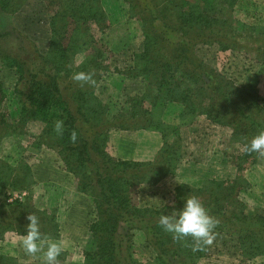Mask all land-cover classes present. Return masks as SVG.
<instances>
[{
    "label": "trees",
    "instance_id": "16d2710c",
    "mask_svg": "<svg viewBox=\"0 0 264 264\" xmlns=\"http://www.w3.org/2000/svg\"><path fill=\"white\" fill-rule=\"evenodd\" d=\"M100 1L43 0L53 8L45 53L10 56L0 52L5 64L15 69L18 82L13 117L18 119L0 121V139L24 133L26 122L43 123L34 146L53 150L61 168L75 179L71 206L86 202L81 220L77 216L73 227L69 221L75 216L70 218L67 211L66 222L61 224L54 210L47 213L28 207L29 195L22 203L14 199L7 206L1 204L0 237L6 231L21 237L27 215L35 214L42 240L58 241L61 231L77 228L72 237L73 242H81L75 255L79 263L199 264L206 255V245L197 247L190 237L174 239L158 225L161 214L171 215L173 209L182 208L186 196H196L219 221L214 230L237 242L239 264H264V215L242 213L238 197L248 185L244 171L264 156L245 151L252 138L264 131V98L255 78L236 82L194 53L197 44H215L219 51L243 53L250 64L264 68V25L234 16L237 0H124L128 15L140 24L142 37L128 74L142 77L144 87L143 93L131 95L128 106L109 118L105 103L96 94L107 57L97 46L93 47L95 53L89 51L92 42L99 45L93 27L101 34L109 26ZM24 2L0 0V8L14 12ZM5 35L0 29V39ZM79 53L84 56L76 64L74 57ZM81 71L91 73L93 83L72 79ZM170 104L178 109L171 111ZM200 118L221 129L211 150L222 148L223 162L236 169L234 177L203 179L200 185L179 182L159 206H137L133 201L137 185L156 184L174 174L188 151L182 129L193 132ZM57 120L64 123L61 135L54 131ZM111 129L155 131L162 144L147 161L115 157L106 148ZM73 132L75 142L71 140ZM13 169L0 159V187L27 189L31 174L24 173L26 165L22 164V173ZM132 228L144 232L145 244L152 252L146 261L134 257ZM0 264L18 262L0 253Z\"/></svg>",
    "mask_w": 264,
    "mask_h": 264
},
{
    "label": "rangeland",
    "instance_id": "374dc122",
    "mask_svg": "<svg viewBox=\"0 0 264 264\" xmlns=\"http://www.w3.org/2000/svg\"><path fill=\"white\" fill-rule=\"evenodd\" d=\"M100 3L107 15L109 26L101 34L93 27V33L99 41V45L92 42L89 51L95 53L93 47L97 46L104 51L107 57L102 70H100L96 94L105 103L107 115L111 118L128 106L129 102L127 101L131 95L143 93V78L128 74L133 65L132 54L141 48L142 37L140 24L128 15V5L124 0H101ZM18 7L14 12H4L0 8V29L7 34L0 39V41L2 40L0 52L10 54V56H21L25 52H28L29 55L45 53L50 36L49 20L53 8L47 7L43 0H25ZM233 10L234 16L243 22L264 25V0H237ZM194 53L203 63L216 66L218 71L236 82L255 78L256 88L264 98V68L255 62L250 64L249 57L247 58L243 53L219 51L215 44H197ZM83 54H77L74 57V63L78 64L84 56ZM17 86L15 69L7 66L0 55L1 122L4 119L12 123L18 119V116L13 118L16 111L14 91ZM20 86L22 88V85ZM144 107H147V103L144 104ZM169 109L176 111L178 106L170 104ZM2 127L3 124L0 123V128ZM42 127L43 123L30 121L25 123L24 133L19 134V132L14 133L13 136L1 137L0 159L20 173H22V164L26 165L27 169L24 173L28 176L29 172L31 176L27 179L29 186L27 189H16L10 185L4 188L0 187V205L7 206L14 199H19L18 203H22V199L24 201V197L29 195L31 197L26 199L28 207L41 208L40 210H46L47 213L54 210L56 220L62 224L66 222L65 211L69 212L70 218L77 215L75 212L71 215L70 209H68L74 199L72 195L75 192L73 188L75 179L61 168L62 164L58 162L57 154L53 150L44 146L40 148L34 146L33 143ZM193 127H195L192 128L193 132L188 128L182 129V139L184 138L185 144L188 146L187 156L180 161L183 164L179 163L172 176H168L156 184L137 185L133 199L137 206H159L161 202L171 196V190L179 182L200 185L203 179H221L219 177L226 174L232 176L231 178L234 177L236 169L232 164L223 162L222 148L215 146L214 151L211 150L221 129L217 126L211 127L202 118ZM196 136L198 139L195 138ZM160 144H162L160 134L155 131L111 129L106 148L108 153L115 157L147 161L152 159L161 146ZM263 157L257 164L244 171L248 185L238 194L241 211L249 216L264 215ZM184 164L185 166H183ZM6 193L7 196H5ZM85 204L84 201L76 205L77 212L80 211L78 214L80 220ZM56 208L58 209L56 210ZM19 211H22V204H20ZM214 232L215 239L211 245H206V255L199 259V264H239L240 255L235 239L225 233L215 230ZM72 233L61 231L59 234V241L62 242L63 248L61 256L57 259V264L82 263H79L75 256L77 251H80L78 245L81 242L75 241L76 246L73 247V243L66 238L69 236L68 234L72 236ZM130 233L134 245V257L146 261L152 252L145 244L144 232L141 229L132 228ZM20 240V236H15L9 231L4 232L0 237V253L17 258L18 264H44L43 252L35 255L27 254L20 246ZM42 241L46 247L48 240Z\"/></svg>",
    "mask_w": 264,
    "mask_h": 264
},
{
    "label": "clouds",
    "instance_id": "9594fccd",
    "mask_svg": "<svg viewBox=\"0 0 264 264\" xmlns=\"http://www.w3.org/2000/svg\"><path fill=\"white\" fill-rule=\"evenodd\" d=\"M72 79L77 82L93 83L92 74L82 71L74 73ZM63 130V121L57 120L54 124V131L61 135ZM71 140L75 142V132L72 133ZM245 151H255L264 155V131L252 138L250 144L245 146ZM26 219L28 223L25 226L24 234H21L20 246L29 255L43 252L44 264H57V259L63 248L62 242L50 239L45 247V243L41 239L38 217L35 214H28ZM218 223L219 221L209 214L196 196H186L182 208L173 209L171 215L161 214L158 220V225L165 232L172 234L174 239L190 237L197 247L213 243L215 239L214 229Z\"/></svg>",
    "mask_w": 264,
    "mask_h": 264
},
{
    "label": "crops",
    "instance_id": "0c3cea01",
    "mask_svg": "<svg viewBox=\"0 0 264 264\" xmlns=\"http://www.w3.org/2000/svg\"><path fill=\"white\" fill-rule=\"evenodd\" d=\"M161 145V144H160ZM180 164H183V162L182 163H180ZM181 166V165H180ZM183 166H185V164L183 165ZM226 173H228V172H226ZM225 174V173H224ZM234 176V175H233ZM232 176H228L227 174L226 175H223V177H219V178H221V179H226V178H231ZM215 179H217V178H215ZM71 200V199H70ZM74 203V202H73ZM79 207H80V205H79ZM76 208H78V207H76V206H71L69 209V211H70V213H72V214H74V212L75 213H77V214H80L79 212L80 211H78L77 212V210L78 209H76ZM38 209H41V208H38ZM78 215H76L73 219H72V221H69V224H71V226L73 227L74 226V223L76 222L75 221V218L77 217ZM73 217V216H72ZM66 221V220H65ZM73 229H76L75 227L73 228ZM73 229H71V230H69V229H65V231H68V232H72L73 231ZM77 234V233H76ZM76 234H74V235H76ZM73 235V236H74ZM72 237V236H71ZM70 237V235L69 236H66V238L69 240V241H71L72 243H73V247H74V245H75V243L73 242L74 240H73V237L71 238ZM59 241V240H58ZM60 242V241H59ZM68 243V242H67ZM40 254H42V253H40Z\"/></svg>",
    "mask_w": 264,
    "mask_h": 264
}]
</instances>
